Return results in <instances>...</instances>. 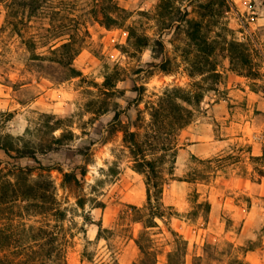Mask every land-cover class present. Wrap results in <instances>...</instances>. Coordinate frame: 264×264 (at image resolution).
<instances>
[{"label": "rangeland", "instance_id": "rangeland-1", "mask_svg": "<svg viewBox=\"0 0 264 264\" xmlns=\"http://www.w3.org/2000/svg\"><path fill=\"white\" fill-rule=\"evenodd\" d=\"M59 235L66 264H264V0H0V264Z\"/></svg>", "mask_w": 264, "mask_h": 264}, {"label": "trees", "instance_id": "trees-1", "mask_svg": "<svg viewBox=\"0 0 264 264\" xmlns=\"http://www.w3.org/2000/svg\"><path fill=\"white\" fill-rule=\"evenodd\" d=\"M62 46L64 47L65 45H62ZM152 108L155 109V106H153ZM63 176H64V180L65 181L71 180L73 178L75 179L73 174L70 173V172H64ZM56 210H57V218L61 222L60 224H58V229H59V233H60V230L62 231V229H63L62 221L65 219V214H64L63 210L60 209V208H57ZM99 231H100V229H99ZM64 237L65 236H63V235L62 236H60V235L58 236V240H59L58 244H59V246L57 247L58 257L56 259L57 260L56 264H66L65 254H64V251H63V247L61 246V245H63V242L65 241ZM147 262H149V257H146V258H144V260H141L140 262H136L135 264H144V263H147Z\"/></svg>", "mask_w": 264, "mask_h": 264}]
</instances>
